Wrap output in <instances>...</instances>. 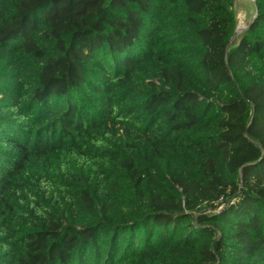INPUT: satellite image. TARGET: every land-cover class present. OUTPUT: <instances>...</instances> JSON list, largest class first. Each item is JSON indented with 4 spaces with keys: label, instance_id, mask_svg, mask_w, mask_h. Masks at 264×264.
I'll list each match as a JSON object with an SVG mask.
<instances>
[{
    "label": "trees",
    "instance_id": "16d2710c",
    "mask_svg": "<svg viewBox=\"0 0 264 264\" xmlns=\"http://www.w3.org/2000/svg\"><path fill=\"white\" fill-rule=\"evenodd\" d=\"M0 0V264H264V0Z\"/></svg>",
    "mask_w": 264,
    "mask_h": 264
},
{
    "label": "rangeland",
    "instance_id": "374dc122",
    "mask_svg": "<svg viewBox=\"0 0 264 264\" xmlns=\"http://www.w3.org/2000/svg\"><path fill=\"white\" fill-rule=\"evenodd\" d=\"M234 12L237 23L235 32L230 41V47L237 45L241 34L245 31V28L249 25L254 16L255 9L252 0H235Z\"/></svg>",
    "mask_w": 264,
    "mask_h": 264
},
{
    "label": "water",
    "instance_id": "95a60500",
    "mask_svg": "<svg viewBox=\"0 0 264 264\" xmlns=\"http://www.w3.org/2000/svg\"><path fill=\"white\" fill-rule=\"evenodd\" d=\"M252 2H253V5L255 6V0H252ZM254 9H255V8H254ZM255 18H256V10H255V13H254V16H253L252 20L250 21L249 25L245 28V30L248 29V27L250 26V24L253 22V20H254Z\"/></svg>",
    "mask_w": 264,
    "mask_h": 264
},
{
    "label": "bare ground",
    "instance_id": "6f19581e",
    "mask_svg": "<svg viewBox=\"0 0 264 264\" xmlns=\"http://www.w3.org/2000/svg\"><path fill=\"white\" fill-rule=\"evenodd\" d=\"M241 24V23H240ZM240 29V28H239Z\"/></svg>",
    "mask_w": 264,
    "mask_h": 264
}]
</instances>
